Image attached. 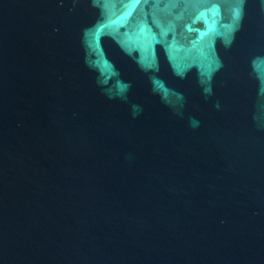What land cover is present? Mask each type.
Returning <instances> with one entry per match:
<instances>
[{
	"label": "water",
	"instance_id": "95a60500",
	"mask_svg": "<svg viewBox=\"0 0 264 264\" xmlns=\"http://www.w3.org/2000/svg\"><path fill=\"white\" fill-rule=\"evenodd\" d=\"M0 264H264V0H0Z\"/></svg>",
	"mask_w": 264,
	"mask_h": 264
}]
</instances>
